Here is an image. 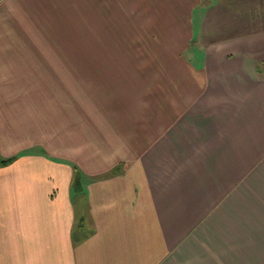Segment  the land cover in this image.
<instances>
[{
    "label": "crops",
    "instance_id": "obj_1",
    "mask_svg": "<svg viewBox=\"0 0 264 264\" xmlns=\"http://www.w3.org/2000/svg\"><path fill=\"white\" fill-rule=\"evenodd\" d=\"M140 1L150 57L86 109L1 3L0 264H264V27L204 42L206 0Z\"/></svg>",
    "mask_w": 264,
    "mask_h": 264
},
{
    "label": "rangeland",
    "instance_id": "obj_2",
    "mask_svg": "<svg viewBox=\"0 0 264 264\" xmlns=\"http://www.w3.org/2000/svg\"><path fill=\"white\" fill-rule=\"evenodd\" d=\"M116 1L0 0V4H7L5 10L12 15L8 19L21 24L22 28H14L15 43L19 39L22 50L24 47L32 50L28 54L22 53V57L27 55L30 60L46 61L45 73L51 78L54 108L61 101L67 108H75L76 105L85 109L91 107L96 87L94 83L99 85L104 82L103 77L118 73L117 69H109L110 64L116 67L125 62L149 59L147 47L135 49L130 48L131 44L128 46L132 40H141V31L148 28V21L137 19L139 12H148L146 3L133 0L127 9L126 1L120 5ZM206 1L212 4V9L202 26L204 42L220 36V32L246 33L264 27V0H261V6L253 5L252 0ZM2 12L4 6L1 4L0 15ZM110 13L112 17L122 19L111 17L110 20ZM126 13L131 15L125 19ZM256 15L261 20L260 17L256 21L251 19ZM195 22L197 25V20ZM228 24L232 27H227ZM37 66L36 69L30 68L31 73L43 72ZM24 71L22 67L21 72Z\"/></svg>",
    "mask_w": 264,
    "mask_h": 264
},
{
    "label": "trees",
    "instance_id": "obj_3",
    "mask_svg": "<svg viewBox=\"0 0 264 264\" xmlns=\"http://www.w3.org/2000/svg\"><path fill=\"white\" fill-rule=\"evenodd\" d=\"M9 161H11V159L2 160V163H7ZM76 178H77V172L75 173L74 180H76Z\"/></svg>",
    "mask_w": 264,
    "mask_h": 264
}]
</instances>
